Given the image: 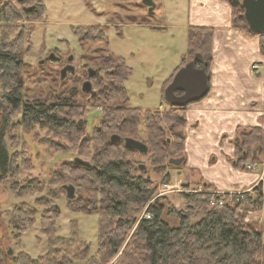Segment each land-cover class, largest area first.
<instances>
[{
    "label": "trees",
    "instance_id": "1",
    "mask_svg": "<svg viewBox=\"0 0 264 264\" xmlns=\"http://www.w3.org/2000/svg\"><path fill=\"white\" fill-rule=\"evenodd\" d=\"M44 1L39 0V6L25 10V14L34 18L45 17L47 7ZM22 15L9 3L0 5V24L19 20ZM233 23L250 31L244 12L236 5H233ZM2 27L0 25V29ZM76 33L83 41L107 40V30L101 25L80 27ZM213 38L212 28L190 27L188 51L176 72L200 54L206 61L210 76ZM22 53L21 46L6 36L0 37V183L8 184L10 177L20 172L9 149L14 137L12 132L19 125L26 133L37 129L48 130L59 137L68 136L75 143L78 142L75 135L80 134V139L83 138L85 142L93 140L99 146L94 162L86 160L89 164H75L71 161L69 167L72 173H79V178L96 187L94 189L100 196L89 199V202L74 199L76 207L71 210L99 215L98 245L96 252L91 254L90 246L80 241L75 221L69 238L58 236L57 222L51 220V216L44 215L41 225L48 238V253L38 258L20 253L22 262L18 263L15 262L14 253H10V250L5 252L0 245V264H110L114 260L115 264H264V233L246 222L248 212L263 208L264 195L260 187L254 190L256 195L251 192L221 194L205 184V189L199 192H183L186 206L178 210L174 206H166L162 198L154 200L157 187L147 176V171H142L144 169L130 158L116 157L113 151L121 147L129 153H136L126 147L124 141L112 142L113 134L142 140L155 162V171L166 175L168 181L170 176L166 168L169 159L185 156L187 107L170 105L171 114L163 115L159 109L143 110L128 105L108 104L103 109L99 128L92 138H87V134H83L84 123L80 124L82 118L77 119L80 116L78 105L71 99L59 98L56 102H50L46 98L26 96L23 78L26 63L21 57ZM103 63L105 74L98 77L99 91L95 96L105 103L118 100L128 102L125 81L131 74V68L123 57L113 55H108ZM198 65L202 66L201 63ZM174 75L164 83L163 99ZM142 124L145 125L144 137ZM169 134L173 135L175 141ZM239 136L236 160L237 166L244 169L246 163L258 160L260 153L255 156L254 152L264 144V130L260 127L241 129ZM10 190L17 197L32 192V188L21 187L11 180ZM222 197L226 200L224 205L210 206L213 199ZM166 208L178 218V227H171L163 220ZM16 210L8 214L13 226L26 220V210H20L19 219L15 218ZM50 212L55 216L60 209L54 207ZM144 212L151 217H146ZM33 214L35 216L37 210Z\"/></svg>",
    "mask_w": 264,
    "mask_h": 264
},
{
    "label": "rangeland",
    "instance_id": "2",
    "mask_svg": "<svg viewBox=\"0 0 264 264\" xmlns=\"http://www.w3.org/2000/svg\"><path fill=\"white\" fill-rule=\"evenodd\" d=\"M152 1L155 5L153 13H150V8L144 4V0H45L46 16L34 18L28 17L25 10L39 6L35 0H0V5L9 3L23 14L19 20L0 24L3 26L0 29V37L6 36L22 48L21 57L26 63L23 71L26 96L46 98L50 102H56L59 98L71 99L78 105L80 116H77V119L82 118L83 134H87V138H92L99 128L103 109L108 104L152 110L163 100L161 114H171L170 104L162 97L161 82L177 62H182L188 51V0ZM91 25L106 28L107 40L83 41L77 35L80 27ZM261 36L264 39V35ZM108 55L123 57L131 68V74L125 81L129 99L126 103L121 100L105 103L95 96L99 91L98 77L105 74L103 61ZM70 56L74 57L71 64L75 66V73L69 72L67 77L62 79V70L70 63ZM89 68L97 71L93 78L88 76ZM87 80L93 84L94 96L82 90L83 83ZM141 130L144 137V124ZM12 135L13 142L9 149L20 172L10 177L8 184L0 183L2 249L5 252L12 250L15 262L18 263L22 262L20 253H26L31 258L46 255L49 244L41 225L42 217L46 215L57 222L58 236L62 238L70 237L72 223L77 222L80 241L88 244L91 254H94L98 245L99 215L74 212L71 209L76 207V201L83 199L89 202V199L99 194L94 189L96 187L79 178V173H72L69 166L76 157L93 163L99 146L93 140L89 143L83 138L80 139L82 134L75 135V139L78 138L75 143L68 136L59 137L48 130L37 129L26 133L20 125ZM169 135L175 141L173 135ZM113 151L116 157L130 158L137 166L144 167L142 171H147V176L157 187L154 200L162 198L166 206L183 209L187 202L183 192H199L205 189L203 182H190L183 178L181 169L175 164L167 163L168 160L166 170L170 179L167 181L166 175L155 171V162L150 153L142 154L136 151L132 154L121 147ZM181 178L184 183L180 185ZM10 180L19 183L21 187L32 188V192L23 197L15 196L10 190ZM66 184L75 186L76 201L67 197L64 189ZM165 184L177 186V189L166 192ZM251 193L256 195L257 192ZM18 206L20 207L16 208ZM54 207L60 209V213L55 216L50 212ZM21 209L26 210V220L13 226L8 214L16 210L15 218L19 219ZM34 210H37L35 216L32 215ZM263 211L264 203L260 211H250L246 214V222L264 233L259 220L248 219L252 212ZM144 214L147 215L145 212ZM163 220L171 227L180 225L178 218L171 215L168 208L165 209ZM115 261L110 264H115Z\"/></svg>",
    "mask_w": 264,
    "mask_h": 264
},
{
    "label": "crops",
    "instance_id": "3",
    "mask_svg": "<svg viewBox=\"0 0 264 264\" xmlns=\"http://www.w3.org/2000/svg\"><path fill=\"white\" fill-rule=\"evenodd\" d=\"M187 20L188 29H214L213 60L208 94L189 104L185 112V165L178 168L183 178L219 192H252L260 175L237 166L236 150L241 129L264 130V39L234 25L230 0H188ZM255 64H260L258 70H253ZM180 65L181 61L170 69L162 88ZM162 104L163 100L152 110ZM248 217L264 228V211Z\"/></svg>",
    "mask_w": 264,
    "mask_h": 264
},
{
    "label": "water",
    "instance_id": "4",
    "mask_svg": "<svg viewBox=\"0 0 264 264\" xmlns=\"http://www.w3.org/2000/svg\"><path fill=\"white\" fill-rule=\"evenodd\" d=\"M22 2L23 0H18ZM233 5L238 6L244 12V18L251 32L254 34L264 33V0H230ZM144 4L149 6L150 13H153L154 3L152 0H144ZM74 57L70 56V63L62 70V79L67 77L69 72L75 73V66L71 64ZM197 63H201L202 66H197ZM206 61L203 56L198 54L194 60L189 61L186 65L182 66L174 75L173 80L165 89V100L173 107H187L189 104L203 99L210 89V76L208 75L206 68ZM97 74L94 69H88L89 78H93ZM83 92L95 95L93 84L90 80L83 83ZM83 124V120L80 121ZM111 141L114 143L125 142L126 147L138 151L142 154L148 153V146L142 140H138L132 137H122L119 134H113ZM185 160V157L171 158L170 163L176 166H181ZM73 163L89 164L80 157H76L72 160ZM144 169L143 166H141ZM67 197L74 199L76 197V188L72 184L64 185ZM12 253V250H10Z\"/></svg>",
    "mask_w": 264,
    "mask_h": 264
},
{
    "label": "built area",
    "instance_id": "5",
    "mask_svg": "<svg viewBox=\"0 0 264 264\" xmlns=\"http://www.w3.org/2000/svg\"><path fill=\"white\" fill-rule=\"evenodd\" d=\"M259 67H260V64H255L254 66H253V70H258L259 69ZM247 170H256V166L255 165H252V164H249L248 166H247V168H246ZM259 184L260 185H262V186H264V175H261V177H260V181H259ZM181 185V184H180ZM177 186H172V185H170V184H165V188H164V190L167 192V191H169V190H173V189H177L176 188ZM201 191V190H200ZM262 192H263V195H264V188H262ZM219 193V192H218ZM226 202V200H225V197H222V198H220L219 200H216V199H213L212 201H211V206H217V205H219V206H222V205H224V203ZM146 217H148V218H150L151 216L149 215V214H147L146 215Z\"/></svg>",
    "mask_w": 264,
    "mask_h": 264
},
{
    "label": "flooded vegetation",
    "instance_id": "6",
    "mask_svg": "<svg viewBox=\"0 0 264 264\" xmlns=\"http://www.w3.org/2000/svg\"><path fill=\"white\" fill-rule=\"evenodd\" d=\"M23 1H25V0H23ZM197 66H199L198 63H197ZM199 67H201V66H199ZM259 153H260V156L258 157V160L246 163V165H244L245 166L244 170H246V171H257L259 173V175H264L263 145L256 148V150L254 152L255 156H257ZM184 162H185V160H184ZM236 162H237V160H236ZM249 164L255 165L256 170H247L246 168Z\"/></svg>",
    "mask_w": 264,
    "mask_h": 264
}]
</instances>
